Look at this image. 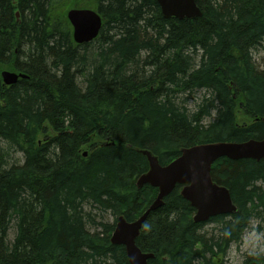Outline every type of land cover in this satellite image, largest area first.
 Returning <instances> with one entry per match:
<instances>
[{
    "label": "trees",
    "instance_id": "trees-1",
    "mask_svg": "<svg viewBox=\"0 0 264 264\" xmlns=\"http://www.w3.org/2000/svg\"><path fill=\"white\" fill-rule=\"evenodd\" d=\"M68 1L101 14L97 38L74 41ZM195 1L202 15L177 19L157 0H0V71L28 76L0 77V264H130L111 236L158 195L137 186L143 150L167 165L264 138V0ZM211 175L237 210L195 222L177 185L136 239L148 264H227L264 219V160L220 157Z\"/></svg>",
    "mask_w": 264,
    "mask_h": 264
},
{
    "label": "water",
    "instance_id": "water-1",
    "mask_svg": "<svg viewBox=\"0 0 264 264\" xmlns=\"http://www.w3.org/2000/svg\"><path fill=\"white\" fill-rule=\"evenodd\" d=\"M165 18H196L202 15L195 0H157ZM17 16L19 13L17 12ZM67 17L73 26V38L78 44L97 38L103 26L101 14L91 8H72ZM5 84L12 85L26 74L11 71L1 73ZM264 119V118H263ZM149 169L137 179V186L149 184L158 188V195L149 208L135 221L129 222L123 215L117 218L111 242L124 245L130 264H148L153 253L142 251L136 239L149 213L157 210L164 203L177 185H182V196L196 209L195 222H205L213 216L231 214L237 210L230 190L217 182L211 175L212 164L220 157L232 160L252 158L264 160V138L249 139L243 142L214 141L183 147L180 155L167 165H162L158 156L145 149ZM87 155V152L84 153Z\"/></svg>",
    "mask_w": 264,
    "mask_h": 264
},
{
    "label": "rangeland",
    "instance_id": "rangeland-1",
    "mask_svg": "<svg viewBox=\"0 0 264 264\" xmlns=\"http://www.w3.org/2000/svg\"><path fill=\"white\" fill-rule=\"evenodd\" d=\"M73 1L62 2L59 11L66 14L71 8ZM6 69V68H5ZM203 91L197 96L203 95ZM193 105V102H190ZM264 252V219H254L250 227L244 233L241 242L234 243L227 257V264H243L246 254Z\"/></svg>",
    "mask_w": 264,
    "mask_h": 264
},
{
    "label": "flooded vegetation",
    "instance_id": "flooded-vegetation-1",
    "mask_svg": "<svg viewBox=\"0 0 264 264\" xmlns=\"http://www.w3.org/2000/svg\"><path fill=\"white\" fill-rule=\"evenodd\" d=\"M3 70H9V69H2L1 71H3ZM18 73H19V72H18ZM0 77H2L1 74H0Z\"/></svg>",
    "mask_w": 264,
    "mask_h": 264
}]
</instances>
